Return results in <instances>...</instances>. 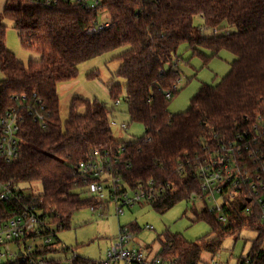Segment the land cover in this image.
I'll return each instance as SVG.
<instances>
[{"label":"trees","instance_id":"1","mask_svg":"<svg viewBox=\"0 0 264 264\" xmlns=\"http://www.w3.org/2000/svg\"><path fill=\"white\" fill-rule=\"evenodd\" d=\"M9 1L5 0L0 12V109L12 105V96L34 94L45 104L48 117L45 127L25 119L19 157L0 162V180L39 182L41 193L28 194L25 202L36 198L42 216L55 226L50 244L36 246L26 251L23 261L9 264H64L45 256L59 249L57 232L70 226L75 212L99 204L86 194L78 171L79 163L93 149L119 157L116 168L126 185L133 187L149 179L165 185L159 199L146 203L163 210L198 193L195 159L202 156L205 146L216 142L214 135L230 138L247 128V117L264 112V0H99L91 9L71 0H15V7H9ZM102 11L108 14L109 25L98 33H87ZM196 16L204 27L218 30L226 25L234 30L202 36L193 23ZM5 21L17 31L22 48L36 52L38 59L24 64L7 50ZM182 42L204 59L223 49L234 59L216 85L202 84L188 108L172 114L167 106L177 92L179 72L170 63ZM124 46L126 50L116 56L121 63L114 77L124 80L127 113L132 122L142 124L143 137L114 139L113 109L76 94L62 120L57 84L76 78L78 64ZM195 46L209 50L210 55ZM166 64H170L168 69ZM108 93L115 103L121 85L110 82ZM241 208L240 201L225 208L226 223L205 208L194 211L216 236L192 242L168 234L155 257L165 264H199L203 254L212 257L218 251L223 237L246 227L256 233L247 255L264 264V227L247 223L249 217L240 213ZM19 209L14 200H0V221ZM69 264L99 262L76 256Z\"/></svg>","mask_w":264,"mask_h":264},{"label":"built area","instance_id":"2","mask_svg":"<svg viewBox=\"0 0 264 264\" xmlns=\"http://www.w3.org/2000/svg\"><path fill=\"white\" fill-rule=\"evenodd\" d=\"M71 1L79 2L90 9L97 7L100 2ZM50 2L51 0H46V3ZM108 25V14L102 11L98 19L86 28V32L98 33ZM211 30L213 33L217 32V29ZM170 96V92H167L166 98ZM10 100L11 106L0 109V162L4 163L15 161L19 157V143L25 119L28 118L39 127H45L48 117L45 104L34 94L31 97L12 96ZM115 103L119 104V99ZM246 119L247 128L237 131L230 138L217 139V135H214L216 142L205 146L202 156L195 159V177L199 181V191L192 192L189 200L201 201L207 212L214 214L221 223L228 221L225 208L240 201V213L249 217L247 223L251 221L252 224L264 227V112ZM111 124L114 122L110 121ZM120 128H126V124L121 123ZM119 162V157L93 149L87 159L79 163L78 171L83 177L86 194L99 202L91 210L96 209L103 214L107 205L113 204L114 211L119 215L124 206L152 203L163 195L166 186L151 179L136 182L133 187L126 185L117 172L116 165ZM27 195L18 184L0 180V200H14L20 204L16 214L0 221V264L27 258L24 254L26 251L31 252L32 246H27L26 240L42 238L41 245L52 242L55 233L51 229L53 224L47 217L42 216L43 212L36 205V198L31 197L25 202ZM132 228L130 225L119 227L113 244L106 251L105 259L99 260V264H165L155 256L148 258L142 249L132 245ZM144 228L151 229L152 226L145 225ZM76 256L73 253L63 263L69 264L70 259ZM28 262L34 263V260L29 259ZM39 262L40 260L37 263ZM237 264L259 263L246 254L239 258Z\"/></svg>","mask_w":264,"mask_h":264},{"label":"rangeland","instance_id":"3","mask_svg":"<svg viewBox=\"0 0 264 264\" xmlns=\"http://www.w3.org/2000/svg\"><path fill=\"white\" fill-rule=\"evenodd\" d=\"M2 0H0V3ZM5 3V0H3ZM9 7H15V0L8 2ZM194 25L200 28V35L213 36L233 31V27L224 25L213 33L210 28L203 26L201 17L196 16ZM5 46L17 60L27 64L29 60L39 58L36 52L22 48L18 33L10 23L5 21ZM196 36L197 32L194 31ZM126 46L117 48L111 52L97 56L77 65L78 75L76 78L57 84L56 91L59 97V111L62 120L66 119L70 101L73 95H79L90 101L96 100L103 103L107 108L113 109L110 125L114 139L118 141H130L141 138L144 135L142 124L132 122L127 113L125 92L123 89L124 80L115 78L114 73L120 65L116 58L126 50ZM197 51L208 56L210 51L196 47ZM194 48V49H195ZM234 56L228 50H220L216 56L204 59L195 53L187 42H182L176 49V55L170 63L179 72L177 92L168 103L167 110L174 114L185 111L189 106L191 97L196 93L202 84L216 85L230 69V63ZM170 64L165 65L168 69ZM97 73L96 77L90 78V74ZM3 78L0 72V80ZM118 83L121 85V94L118 96L119 104L113 102L108 93V86ZM125 123L126 128H120ZM25 194L41 193L42 187L39 182H21L18 184ZM204 204L198 200L178 201L169 208L156 210L151 205L136 203L130 207L124 206L123 212L119 215L114 211V205L108 204L103 214L96 209L85 208L75 212L72 216L70 226L67 229L57 232L59 243L57 251L47 254V258L66 260L77 256L92 260H104L106 251L111 247L118 229L124 225H130L134 229V242L132 245L142 249L145 254L149 251L157 253L165 236L177 234L187 241L196 242L203 238H213L215 233H209L210 226L204 219H198L194 211H201ZM145 225L152 226L151 229L144 228ZM51 229L55 230L54 225ZM256 233L246 227L236 228L230 234L223 237L218 251L210 257L209 254L202 255L199 264H237L239 258L244 257L255 238ZM43 243L42 238L26 240L31 250ZM65 248V250H64ZM67 248V249H66ZM12 249H15L12 247Z\"/></svg>","mask_w":264,"mask_h":264},{"label":"crops","instance_id":"4","mask_svg":"<svg viewBox=\"0 0 264 264\" xmlns=\"http://www.w3.org/2000/svg\"><path fill=\"white\" fill-rule=\"evenodd\" d=\"M4 5H5V3L3 2V0H2V2L0 3V12L2 11V9L4 8ZM11 25V24H10ZM10 27H12V26H10ZM13 28V27H12ZM14 29V28H13ZM15 30V29H14ZM17 32V31H16ZM134 240L135 239H133V241H132V243L134 242ZM160 251V250H159ZM158 253V252H157ZM157 253H151L150 251H149V249H148V251L146 252V256L148 257V258H151V257H153V256H155Z\"/></svg>","mask_w":264,"mask_h":264},{"label":"water","instance_id":"5","mask_svg":"<svg viewBox=\"0 0 264 264\" xmlns=\"http://www.w3.org/2000/svg\"><path fill=\"white\" fill-rule=\"evenodd\" d=\"M20 255H21V253H20Z\"/></svg>","mask_w":264,"mask_h":264}]
</instances>
